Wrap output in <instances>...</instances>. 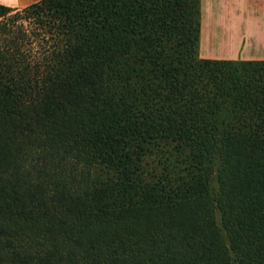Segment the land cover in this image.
Returning a JSON list of instances; mask_svg holds the SVG:
<instances>
[{
    "label": "trees",
    "instance_id": "obj_1",
    "mask_svg": "<svg viewBox=\"0 0 264 264\" xmlns=\"http://www.w3.org/2000/svg\"><path fill=\"white\" fill-rule=\"evenodd\" d=\"M11 10L0 264H264V59L199 56L200 0Z\"/></svg>",
    "mask_w": 264,
    "mask_h": 264
},
{
    "label": "crops",
    "instance_id": "obj_2",
    "mask_svg": "<svg viewBox=\"0 0 264 264\" xmlns=\"http://www.w3.org/2000/svg\"><path fill=\"white\" fill-rule=\"evenodd\" d=\"M39 0H0L23 8ZM199 56L264 59V0H200Z\"/></svg>",
    "mask_w": 264,
    "mask_h": 264
},
{
    "label": "rangeland",
    "instance_id": "obj_3",
    "mask_svg": "<svg viewBox=\"0 0 264 264\" xmlns=\"http://www.w3.org/2000/svg\"><path fill=\"white\" fill-rule=\"evenodd\" d=\"M7 15L10 18H17L18 20H22L25 23H28V20L25 19V13L22 12V8H12V10L9 11ZM77 168H78L77 166H72L71 168L72 172L78 171ZM66 175H72V174H66Z\"/></svg>",
    "mask_w": 264,
    "mask_h": 264
}]
</instances>
